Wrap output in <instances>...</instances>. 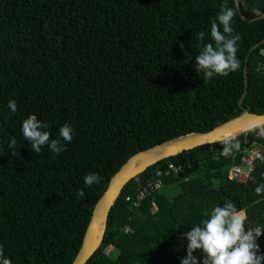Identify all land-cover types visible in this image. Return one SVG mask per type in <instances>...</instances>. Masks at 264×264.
<instances>
[{
	"label": "trees",
	"instance_id": "16d2710c",
	"mask_svg": "<svg viewBox=\"0 0 264 264\" xmlns=\"http://www.w3.org/2000/svg\"><path fill=\"white\" fill-rule=\"evenodd\" d=\"M224 2L0 0V246L12 264H71L94 205L134 153L206 132L242 107L264 112V42L251 49L264 39V16L258 18L264 0H238L239 8L227 0L237 9L239 69L211 80L195 71L194 57L210 41V21ZM201 31L204 41L197 38ZM10 98L16 113L7 108ZM29 113L47 123L53 137L65 122L73 126L66 151L31 150L20 131ZM262 127L236 136L239 148L229 156L220 154L217 141L160 160L129 180L85 264H179L183 233L225 200L245 213L246 227H264V193L254 192L264 183V164L256 161L244 181L228 177L245 149L264 148V137L256 135ZM10 137L17 140L15 155L6 146ZM181 162L184 171L165 175L137 206L126 200L158 168ZM89 172L101 182L85 187ZM257 243L264 252V232ZM193 255L199 259V250Z\"/></svg>",
	"mask_w": 264,
	"mask_h": 264
},
{
	"label": "clouds",
	"instance_id": "9594fccd",
	"mask_svg": "<svg viewBox=\"0 0 264 264\" xmlns=\"http://www.w3.org/2000/svg\"><path fill=\"white\" fill-rule=\"evenodd\" d=\"M236 15L237 9L228 6L225 0L215 18L210 21L208 35L211 39L199 46V52L194 57L195 71L201 73L204 79L227 76L239 69L240 61L236 53L241 37L232 27ZM197 38L204 41L205 32H199ZM7 108L11 113H16L18 110L16 100L10 98L7 101ZM48 129L49 125L35 113H29L21 120L20 131L31 150L39 154L42 147L46 146L53 156H57L66 151V143L73 139L74 128L65 122L58 128L55 137ZM260 131L264 133V127ZM219 143L223 146L220 150L223 156H229L239 148L235 136H227ZM16 144L15 137H10L7 141L6 146L12 155H15ZM82 180L85 187H90L99 184L102 177L98 173L89 172ZM254 192L257 195L264 193V183L258 184ZM76 195L77 198L83 197V189L77 190ZM245 221V213L239 211L230 200H225L222 205H214L210 211L204 213V218L199 223L183 233L187 243L185 255L179 264H262L264 252L260 251L257 240L264 232V227L248 228ZM196 250H199V259L193 255ZM0 264H12L11 259L5 255L3 246H0Z\"/></svg>",
	"mask_w": 264,
	"mask_h": 264
},
{
	"label": "water",
	"instance_id": "95a60500",
	"mask_svg": "<svg viewBox=\"0 0 264 264\" xmlns=\"http://www.w3.org/2000/svg\"><path fill=\"white\" fill-rule=\"evenodd\" d=\"M236 6L239 8L238 0H236ZM263 16L264 12L258 18ZM263 42L264 39L260 43L253 45L251 49L256 48ZM244 86V92L238 102L240 107H242L247 90L246 69L244 70ZM260 124H264V112L254 113L242 107V111L238 115L206 132H192L177 136L131 155L112 175L105 191L94 205L81 246L71 264H85L99 248L106 231L109 211L129 180L160 160L175 156L185 150L221 141L227 137L224 133L228 131L236 130L235 134L230 135L236 137L247 129H252Z\"/></svg>",
	"mask_w": 264,
	"mask_h": 264
},
{
	"label": "built area",
	"instance_id": "2783aa9c",
	"mask_svg": "<svg viewBox=\"0 0 264 264\" xmlns=\"http://www.w3.org/2000/svg\"><path fill=\"white\" fill-rule=\"evenodd\" d=\"M256 135L264 137V133L260 129L256 131ZM256 161L264 164V148L260 144H253L250 148L243 151L241 165H232L229 169L228 177L239 181L246 180L250 172L254 169V163ZM185 166L186 162H181L178 164L169 163L167 168H158L153 178L141 184L137 189L136 195L133 198L127 196L126 200H132V204L137 206L148 192L162 186L165 175L173 173L175 177H178L184 171Z\"/></svg>",
	"mask_w": 264,
	"mask_h": 264
},
{
	"label": "rangeland",
	"instance_id": "374dc122",
	"mask_svg": "<svg viewBox=\"0 0 264 264\" xmlns=\"http://www.w3.org/2000/svg\"><path fill=\"white\" fill-rule=\"evenodd\" d=\"M248 130H250V129H247V130L244 131L243 133L247 132ZM106 251H107L109 254H112V255L115 254V251H113L110 247L106 248Z\"/></svg>",
	"mask_w": 264,
	"mask_h": 264
},
{
	"label": "bare ground",
	"instance_id": "6f19581e",
	"mask_svg": "<svg viewBox=\"0 0 264 264\" xmlns=\"http://www.w3.org/2000/svg\"><path fill=\"white\" fill-rule=\"evenodd\" d=\"M242 130H246V129H242ZM235 133H236V130H232V131H228V132L224 133V135L230 136V135L235 134Z\"/></svg>",
	"mask_w": 264,
	"mask_h": 264
}]
</instances>
